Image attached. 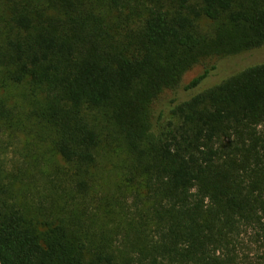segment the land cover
Segmentation results:
<instances>
[{"label":"trees","instance_id":"obj_1","mask_svg":"<svg viewBox=\"0 0 264 264\" xmlns=\"http://www.w3.org/2000/svg\"><path fill=\"white\" fill-rule=\"evenodd\" d=\"M263 45L264 0H0V65L68 166L43 207L0 181V264H264V61L181 84Z\"/></svg>","mask_w":264,"mask_h":264},{"label":"rangeland","instance_id":"obj_2","mask_svg":"<svg viewBox=\"0 0 264 264\" xmlns=\"http://www.w3.org/2000/svg\"><path fill=\"white\" fill-rule=\"evenodd\" d=\"M262 61L264 45L224 58L213 56L189 69L184 74L181 84H187L214 63L216 67L210 71L205 85L214 84L247 65ZM32 89L29 83H12L8 79L5 67L0 65V181L10 187L9 196L17 202L21 203L24 200L28 204L43 207L52 196H56V181L61 180L59 166H64L65 163L51 148L50 139L40 136L36 126L38 124L36 112L43 97L39 90H36L35 95ZM171 95L172 91L161 94L154 104V112L158 110L162 101ZM102 162L105 164L101 157L98 164L91 169V175L104 176L103 171L106 169ZM64 168L67 170L68 166L65 165ZM101 177L96 179L98 185H93L95 187L94 190L91 189L92 194L86 195L93 209H96L97 201L91 196L107 191L104 195L108 197L104 198L101 204L104 208L108 201H113L112 196L117 194L113 193L112 187L109 189L112 181L104 184ZM53 180L54 182H49ZM122 197L127 198L126 195ZM131 202L132 199L129 198L128 203Z\"/></svg>","mask_w":264,"mask_h":264}]
</instances>
